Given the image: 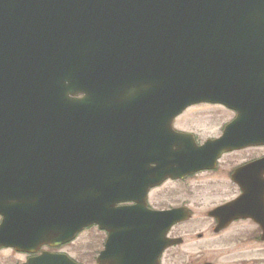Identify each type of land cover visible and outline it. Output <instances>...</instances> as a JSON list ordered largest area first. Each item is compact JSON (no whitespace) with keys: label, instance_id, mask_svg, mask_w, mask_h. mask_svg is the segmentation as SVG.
<instances>
[{"label":"water","instance_id":"water-1","mask_svg":"<svg viewBox=\"0 0 264 264\" xmlns=\"http://www.w3.org/2000/svg\"><path fill=\"white\" fill-rule=\"evenodd\" d=\"M246 16H264V6L252 0H0V246L27 251L63 243L93 223L106 229L118 216L141 220L140 233L158 225L159 254L176 213L143 212L142 201L137 214L114 211L122 202L111 198L119 183L95 159H107L108 152L95 147L124 143L117 128L108 137L107 125L127 122L124 114L158 113L168 123L191 103L218 101L215 76L232 57L220 46L221 34L245 32L235 20ZM61 129L70 130L65 149L58 135L41 136L38 146L23 136L25 150L1 135H63ZM27 149L37 150L30 156Z\"/></svg>","mask_w":264,"mask_h":264},{"label":"flooded vegetation","instance_id":"flooded-vegetation-1","mask_svg":"<svg viewBox=\"0 0 264 264\" xmlns=\"http://www.w3.org/2000/svg\"><path fill=\"white\" fill-rule=\"evenodd\" d=\"M235 21L245 32L221 34L233 63L218 67L219 101L191 104L163 128L161 114L128 115L118 126L107 124L112 139L122 129L124 143L95 147L108 152L107 159H95L106 162L108 180L119 183L122 202L114 211L137 214L136 201L143 212L175 211L167 247L158 254V225L140 233L146 226L136 225L138 218L113 216L106 229L93 224L65 243L29 252L0 247V264H264V17ZM28 135L37 145L41 135H58L65 149V132ZM166 200L172 203L163 207ZM88 232L89 257L81 263L69 250Z\"/></svg>","mask_w":264,"mask_h":264},{"label":"rangeland","instance_id":"rangeland-1","mask_svg":"<svg viewBox=\"0 0 264 264\" xmlns=\"http://www.w3.org/2000/svg\"><path fill=\"white\" fill-rule=\"evenodd\" d=\"M205 110H198L197 112H203ZM198 203H200L201 201L197 200ZM171 200H166L162 202L163 207H167L171 204ZM196 213V212H195ZM91 233L88 232L86 234H84L81 238H80V243L73 247V249L69 250V254H71L76 260L80 261L81 263H85L86 259L89 257V241L91 240L92 235H90Z\"/></svg>","mask_w":264,"mask_h":264},{"label":"bare ground","instance_id":"bare-ground-1","mask_svg":"<svg viewBox=\"0 0 264 264\" xmlns=\"http://www.w3.org/2000/svg\"><path fill=\"white\" fill-rule=\"evenodd\" d=\"M126 117H128V115L130 116V114H124ZM125 121H126V118H125ZM160 127H164V120L162 119L161 120V123H160ZM107 128H108V126L106 127H104L103 126V128L102 129H104V132H106V130H107ZM116 131H119V132H122V129L121 128H117V130ZM110 133V132H109ZM120 192V190H118L117 192H116V194L115 195H113L111 198L114 200V198H117V193H119ZM118 199V198H117ZM137 218V217H136ZM76 223V222H75ZM72 224H74V223H72ZM151 224V223H150Z\"/></svg>","mask_w":264,"mask_h":264}]
</instances>
